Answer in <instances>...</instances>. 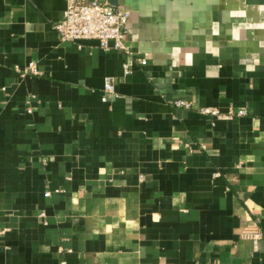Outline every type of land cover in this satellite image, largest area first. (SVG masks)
Here are the masks:
<instances>
[{
  "label": "crops",
  "instance_id": "crops-1",
  "mask_svg": "<svg viewBox=\"0 0 264 264\" xmlns=\"http://www.w3.org/2000/svg\"><path fill=\"white\" fill-rule=\"evenodd\" d=\"M105 1L125 49L0 0V264H264V0Z\"/></svg>",
  "mask_w": 264,
  "mask_h": 264
},
{
  "label": "built area",
  "instance_id": "built-area-1",
  "mask_svg": "<svg viewBox=\"0 0 264 264\" xmlns=\"http://www.w3.org/2000/svg\"><path fill=\"white\" fill-rule=\"evenodd\" d=\"M128 15L126 8L113 5L105 0H64L62 14L53 25L61 40L73 41L79 45L78 40L91 38L95 39L97 46L103 49H125ZM138 61L144 63L145 58H139ZM27 68L31 72H36L31 61L27 63ZM107 93L116 95L113 79L108 75L103 78L100 99L105 100ZM173 104L184 108L193 106L192 102L185 98H177ZM194 107L199 113L209 115L211 120L217 117L228 118L233 114L240 115L245 112L243 108L221 111L215 105ZM43 194H48V191H44ZM39 214L43 213L39 212ZM247 233L253 235L257 232L250 230ZM197 264H217V262L206 260Z\"/></svg>",
  "mask_w": 264,
  "mask_h": 264
}]
</instances>
